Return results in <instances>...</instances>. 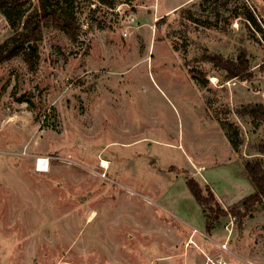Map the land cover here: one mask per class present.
I'll use <instances>...</instances> for the list:
<instances>
[{
    "label": "rangeland",
    "instance_id": "374dc122",
    "mask_svg": "<svg viewBox=\"0 0 264 264\" xmlns=\"http://www.w3.org/2000/svg\"><path fill=\"white\" fill-rule=\"evenodd\" d=\"M76 3V41L45 29L33 68L0 63V264H178L164 256L215 250L227 224L228 249L264 264V203L208 232L186 186L225 209L253 191L243 163L264 126L234 110L264 103V0ZM240 53L239 77L207 58Z\"/></svg>",
    "mask_w": 264,
    "mask_h": 264
},
{
    "label": "trees",
    "instance_id": "16d2710c",
    "mask_svg": "<svg viewBox=\"0 0 264 264\" xmlns=\"http://www.w3.org/2000/svg\"><path fill=\"white\" fill-rule=\"evenodd\" d=\"M109 7L113 6L115 0H98ZM210 0H204L207 4ZM78 4L76 0H0V13L7 20L10 34L0 42V63L10 58L21 56L28 67L33 68L36 62V46L41 40L45 29L53 28L63 32L70 40L76 41L79 34ZM245 20L255 22L252 12L246 7L243 12ZM28 43L32 44L29 49ZM210 62L226 72L227 78L245 76L247 68L244 63L243 53L237 57V61H230L219 55L207 57ZM249 75V74H247ZM19 101L24 98L20 97ZM234 113L242 118H249L254 127L264 126V103L254 102L241 104L236 107ZM228 124V123H227ZM233 131L228 138L234 150H238L240 139L238 131L232 124L228 129ZM258 155L244 160L243 166L246 175L253 185V191L237 202L232 203L226 209L222 207L213 190L206 185L203 188L193 177L186 178V186L193 199L205 214L206 231H211L224 216L231 215L242 218L249 215L258 203H264V138L256 146ZM261 156H260V155Z\"/></svg>",
    "mask_w": 264,
    "mask_h": 264
},
{
    "label": "crops",
    "instance_id": "0c3cea01",
    "mask_svg": "<svg viewBox=\"0 0 264 264\" xmlns=\"http://www.w3.org/2000/svg\"><path fill=\"white\" fill-rule=\"evenodd\" d=\"M251 156V155H250ZM253 156V155H252ZM210 241V240H209ZM217 242V241H215ZM214 243V241H213ZM217 249H205L203 248H199L198 249V253H195V255H192L189 253V251H187V249H185V251L182 252H178L176 254H172L171 256H164V258H166V260H173L174 258L177 257V255L180 257V255H183V258L178 259V264H199L201 263V261L203 260V254L201 251H203L204 253H214ZM229 253H230V260H227L230 264H237L238 260H242L244 263L248 264V259L245 258L244 256H242V253H235L232 249H228ZM161 258V257H159ZM170 258V259H169ZM197 258H200L198 261H196ZM194 259V262L191 263V260Z\"/></svg>",
    "mask_w": 264,
    "mask_h": 264
},
{
    "label": "built area",
    "instance_id": "2783aa9c",
    "mask_svg": "<svg viewBox=\"0 0 264 264\" xmlns=\"http://www.w3.org/2000/svg\"><path fill=\"white\" fill-rule=\"evenodd\" d=\"M38 160L39 159H37L36 161V165L39 167L40 165ZM229 218H230L229 224H233L234 218L231 215L229 216ZM228 226H229L228 224L225 226L227 232L226 240L215 244L217 250L214 253H204L203 251H201L203 254V260L201 261L200 264H230L223 256V253L228 251V247H227L228 238L232 232V230H230ZM190 242H193L192 238H189L187 243Z\"/></svg>",
    "mask_w": 264,
    "mask_h": 264
},
{
    "label": "bare ground",
    "instance_id": "6f19581e",
    "mask_svg": "<svg viewBox=\"0 0 264 264\" xmlns=\"http://www.w3.org/2000/svg\"><path fill=\"white\" fill-rule=\"evenodd\" d=\"M215 80V79H214ZM263 94V96H264V92L262 93ZM39 165H40V170H45L46 169V167H45V159H42V158H39ZM106 165V162H105V160L103 159L102 160V162H101V166H105ZM43 166V167H42Z\"/></svg>",
    "mask_w": 264,
    "mask_h": 264
},
{
    "label": "water",
    "instance_id": "95a60500",
    "mask_svg": "<svg viewBox=\"0 0 264 264\" xmlns=\"http://www.w3.org/2000/svg\"><path fill=\"white\" fill-rule=\"evenodd\" d=\"M28 46H29V49L31 50L32 49L31 43H28Z\"/></svg>",
    "mask_w": 264,
    "mask_h": 264
}]
</instances>
